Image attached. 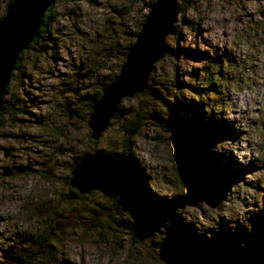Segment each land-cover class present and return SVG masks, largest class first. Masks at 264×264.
I'll return each mask as SVG.
<instances>
[{"label":"rangeland","instance_id":"rangeland-1","mask_svg":"<svg viewBox=\"0 0 264 264\" xmlns=\"http://www.w3.org/2000/svg\"><path fill=\"white\" fill-rule=\"evenodd\" d=\"M11 2L3 0L0 17ZM86 2L93 9L106 6V11L92 12L86 18L80 6L69 8L65 6L68 1H54L55 20L23 53L3 98L0 138L13 143L0 144L3 158L9 161L0 163V176L14 177L24 186L31 180V185L28 193L17 195L18 202L9 200L10 209L0 199V264H21L26 258L32 264H41L46 258L48 264H202L189 243L168 233L159 245L157 238L166 231L162 226H135L141 217L118 197L109 199L97 190L77 197L70 190V170L83 151L119 150L124 134L121 123L129 122L128 116L140 111L146 120L135 136L134 155L143 186L147 188V184L155 192L187 194L180 215L193 233V244L207 246L214 240L220 244L240 242L235 231L244 232L242 236L246 237L252 215L256 216L264 204V156L254 154L264 148V107H255L258 102L253 98V104L248 105L251 111L232 108L235 115L230 121L217 116H224L234 103L233 86L238 92L258 91L260 77L264 76V11L257 9L259 18L251 12L237 15L234 21L222 17L221 42L214 44L204 35L207 29L200 19L186 15L191 0H178L179 10L170 33L174 42L165 43L164 55L150 71L148 87L143 93L125 98L120 105L122 118L111 121L99 140L92 143L86 126L91 101L96 91L118 73L144 21L130 15L135 5L142 4L137 10L141 13L149 10V5L143 0H105L104 5L101 0ZM65 19L68 23H63ZM183 27L189 28L190 39L181 30ZM248 72L252 75L248 76ZM189 112L190 117L186 115ZM199 116L207 117L204 122L218 125V133L222 132L214 139L199 141L200 145L206 144L199 150L210 159L208 172L215 176L229 173L218 188H201L182 171V177L188 176L185 183L173 169L172 140L178 138L173 124L182 118L187 129L193 128V120ZM253 132L260 140L244 164L237 162L229 150H210L217 142L238 145L241 136ZM252 143L246 141L249 147ZM65 156L69 159H63ZM6 167L12 170L10 175H2ZM247 189L259 200L253 197L249 203L239 195ZM237 201L245 209L256 211L250 214V222L244 221V226L237 224L234 231H229L227 225L237 218L227 205ZM109 211L113 213L111 222L105 215ZM224 212L230 214L228 219L221 217ZM205 219L217 225L216 230L206 229L211 239L197 235L191 225L204 228ZM50 224L55 233L47 236L44 249H49V255L41 258L34 252L32 233L50 231ZM77 229L81 237L99 240L104 251L93 243L76 253V261L69 259L57 244L69 230ZM258 237L251 246L249 264H264V237Z\"/></svg>","mask_w":264,"mask_h":264},{"label":"water","instance_id":"water-1","mask_svg":"<svg viewBox=\"0 0 264 264\" xmlns=\"http://www.w3.org/2000/svg\"><path fill=\"white\" fill-rule=\"evenodd\" d=\"M54 1L12 0L0 18V111L17 58L34 39L45 11ZM178 10V0H157L152 8L149 7L150 16L143 21L118 73L92 104L86 122L90 140L101 137L125 98L146 88L150 71L165 52L166 44L162 37L172 32ZM7 154L8 150L5 151ZM122 170V161L115 154L86 151L72 166L69 185L82 195L97 190L103 196L115 199L125 189ZM11 172L6 167L2 175H10Z\"/></svg>","mask_w":264,"mask_h":264},{"label":"trees","instance_id":"trees-1","mask_svg":"<svg viewBox=\"0 0 264 264\" xmlns=\"http://www.w3.org/2000/svg\"><path fill=\"white\" fill-rule=\"evenodd\" d=\"M53 5L54 2L45 11V14L41 19L39 29L30 44L36 42L39 37H42L43 32L47 31L46 27L55 20L57 12L54 10ZM30 44L28 45V47L30 46ZM28 47L20 52L15 64V68L19 65V60L22 57L23 53L28 49ZM114 77L115 75L111 76L110 80H112ZM110 80L108 82H110ZM108 82L104 83L102 87L96 91L95 96L91 101V106L92 103L99 98L102 89L108 84ZM145 90L146 89H144L142 93ZM120 105L118 113L115 116V118L117 119L122 118L120 114ZM3 108L4 103L2 104L0 114L3 111ZM128 118L129 122L123 121L121 123V129L124 133L121 148L119 150H106L105 152L103 150H99V152L115 154L122 161V175L125 182V189L123 193L118 197V200L130 209H135L136 213L141 217V220H138L135 226H137L138 223H145L146 229L162 226V228H164L167 233L174 237L176 240L181 239L182 241L189 243L192 246V250L197 253V256L200 258L199 261H201L202 264H249L248 256L252 244L259 235L264 237V209L257 213L256 216L252 215V230L250 225L249 229L246 231V237L242 236L244 232H239L238 230L235 231V235L237 236V238H241V241L238 243L222 242L220 244L217 243L216 240H214L212 243L210 242V245L207 246L193 244L190 240V237L193 236V233L191 232L190 228H188L186 223L182 224L180 222L183 220L180 215L181 207L186 201L185 197H187V194H175V196L171 200L167 198L162 199L154 193L150 192L146 187H144L141 180L139 179L136 166L137 160L134 155L135 136L139 132V129L143 122H145L146 118L140 111L134 113L132 116H128ZM205 119H207V117L199 116V119L193 120L194 127H188V129L185 127V124L182 123V118L180 119V122H174L173 125L175 128H177L174 132L178 135V138L173 140L175 146L173 169L175 171V174L185 183L187 181L186 179L189 176L190 179L197 181V183L200 184L201 188L206 186V188L209 187L213 189L214 187L218 188V185L225 178H227L229 173L215 176L213 174H210L207 170L210 159L207 158L206 155L203 157L202 154H200L199 149L206 147V144L200 145V143L201 141L203 142L207 137H211L214 139L218 137V135H222V132L218 133L217 128L219 130V126H216L211 122H204ZM111 123L112 122H110V124ZM98 140L99 138L95 141H90H92V143H96ZM84 152L85 151H83L82 153ZM81 154H79V156ZM75 162L76 161H74V163ZM125 165H127V167H125ZM182 171L188 174L186 178L182 177ZM70 190L74 192L77 197L84 196L82 194H79L71 186ZM105 215L106 217H108V222H111L113 213L109 211ZM56 226L57 225L54 223V227ZM50 228H53L52 224H50ZM52 233H55L54 228L50 231H45L43 234L35 235L32 233L34 252L41 258H46V256L49 255V249H44V244L46 242L47 236H52ZM43 250H45V254H41ZM30 263L32 264L29 258H26L21 262V264ZM48 263L49 262H47L46 258V260H44L41 264Z\"/></svg>","mask_w":264,"mask_h":264},{"label":"clouds","instance_id":"clouds-1","mask_svg":"<svg viewBox=\"0 0 264 264\" xmlns=\"http://www.w3.org/2000/svg\"><path fill=\"white\" fill-rule=\"evenodd\" d=\"M109 3H114L115 0H108ZM145 4H148L149 7L152 8L154 4L157 3V0H143ZM101 4H105V0H101ZM80 6L83 9V12L86 18L90 17L92 12H96L97 14L103 13L106 11V6H102L100 8H91L86 0H68V3L65 5L66 7H73V6ZM142 7L141 3H137L133 9L132 14L137 19L146 20L149 18L148 9L146 8L143 13L138 12L137 10ZM221 7H223V11H220ZM4 3L3 0H0V12L3 11ZM257 9L264 11V0H191V4L188 8L186 13L187 16L192 18H199L202 26L207 29L204 35L214 44L220 43L219 35L221 31V27L219 26L221 23L222 17H227L230 20H235L236 16H244L245 13L251 12L257 15ZM235 10V11H233ZM133 21L131 19L128 20V23L131 24ZM63 23H68L65 19ZM176 26L179 27V20L176 21ZM234 26V25H233ZM184 34L190 39L191 32L189 28L183 27L181 29ZM162 42L171 45L174 42V35L168 34L162 37ZM204 47L205 45H201ZM231 46V44H229ZM246 47V46H245ZM251 51V49H247ZM261 59L264 60V54H262ZM248 76H251V72L247 73ZM255 79V77H253ZM232 92L234 93L233 100L234 103L229 106V111L224 116H217L218 119H225L230 121L235 115L231 111L232 108L238 109H246L247 111H251L248 107L249 104H253V98L256 102L255 107H264V76L260 77V83L258 84V91L257 89H253L252 91L245 90L243 92H238L235 86L232 87ZM207 112V109L205 110ZM187 116H191V112L186 113ZM255 115V113H253ZM8 129L5 128L4 131ZM15 131V129H12ZM247 131V130H246ZM252 141L251 147L247 146L246 141ZM260 140V137L256 135L254 132L251 135H243L241 136L239 144H231L228 143L220 144L219 142L210 146V150L212 151H222V150H229L231 154L235 157V160L240 164H244L247 162V157L249 153L256 147V141ZM13 141L0 138V144H10ZM173 143V140H172ZM261 143H264V140H261ZM174 144V143H173ZM255 155L264 156V148H261L258 152L254 153ZM63 159L67 160L69 157L65 156ZM0 163L2 164H9V161L6 158H3L2 152H0ZM78 165V164H77ZM76 165V167H77ZM76 167L73 169L75 171ZM127 167V165H125ZM251 179V177H247ZM31 180H28V186H24L22 181L17 180L11 176H0V199H3V204L6 208H11L12 204H10L9 200L11 199L13 202L16 201L17 195H23L30 191ZM147 188L152 191L157 196H163L167 199L171 200L175 195L172 193H162V192H155L151 189V186L147 185ZM245 192L251 193L250 189L240 191L239 195L244 196L245 199L251 203L253 197L259 200V197L255 193H251V195H245ZM228 208L232 209L231 215L236 217V222L227 225L229 231H234L237 227V224L244 226V221H249V216L253 213L251 208L245 209V207L240 204L238 201L232 205H227ZM264 209V204L260 206L258 209L259 211ZM229 213L224 212L221 214V217L224 219L229 218ZM182 224H185L186 221H180ZM251 223V222H250ZM204 228H201L199 225L191 224L192 228L195 230L197 235H202L206 239H211V233L206 229L211 227L213 230H216L217 225L212 224L210 220H203ZM252 230V225H251ZM167 235V231H162L161 234L158 236L159 245L164 241ZM95 244L98 250L104 251L103 245L101 242L95 238H90L87 236L81 237L80 230L77 229L75 232L69 230L66 236L61 240L59 244H57V248H60L64 251L65 255L68 256L69 259L76 261L77 260V252L83 251L85 245ZM78 264V262H77Z\"/></svg>","mask_w":264,"mask_h":264}]
</instances>
